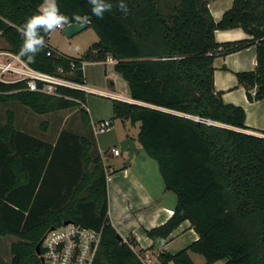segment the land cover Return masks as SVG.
<instances>
[{"label": "trees", "instance_id": "1", "mask_svg": "<svg viewBox=\"0 0 264 264\" xmlns=\"http://www.w3.org/2000/svg\"><path fill=\"white\" fill-rule=\"evenodd\" d=\"M215 0H110L103 19L92 15L87 0H56L75 23L88 16L98 40L80 57L49 45L30 67L84 83L80 63L115 60L114 70L127 82L132 102L112 100L116 118L138 124L137 141L154 159L167 191L176 195L172 215L146 230L158 242L159 264H264V130L247 131L242 107L225 103L215 89L213 60L255 45L256 65L235 73L250 101L264 98V0H232L219 22L209 11ZM44 0H0V37L5 50L19 54V32ZM241 28L250 39L219 43L217 29ZM61 70V72H60ZM18 102L38 115L79 108L85 130L60 133L49 142L16 128L6 111L0 124V242L13 238L9 261L41 264L36 245L51 227L70 221L101 230L93 264H144L137 241L118 237L107 215V173L90 129L85 93L58 88L54 94L29 91L24 82H0V104ZM88 133V135H87ZM125 167V166H123ZM188 221L198 238L176 253L161 247ZM41 250V248H40Z\"/></svg>", "mask_w": 264, "mask_h": 264}, {"label": "crops", "instance_id": "2", "mask_svg": "<svg viewBox=\"0 0 264 264\" xmlns=\"http://www.w3.org/2000/svg\"><path fill=\"white\" fill-rule=\"evenodd\" d=\"M231 5L232 0H215L210 2L208 7L213 20L219 22L222 19L223 14L230 9ZM214 37L219 43L250 39V36L241 28L217 29L214 32ZM1 39L3 44L0 46V49H3L6 44L2 37ZM48 43L51 47L56 48L49 42V40ZM87 63L90 62H86L84 66ZM111 64L114 65V63ZM255 65L256 49L253 44L225 56H216L213 60V78L215 89L222 93L223 101L225 103L240 106L244 109L245 125L248 127L247 131L260 133L264 130V98L250 101L247 98L245 89L238 83L235 75L237 72L254 70ZM84 66V83L88 85ZM109 83L111 86H114L113 81H110ZM102 120L107 119H101L98 121ZM95 137H97V135ZM124 138H130L136 146L132 157L133 159L136 151L139 149V144L134 138L128 137L124 132L117 133L115 135L113 147H109L104 156L101 154L104 166L108 170L107 215L112 226L124 241L130 236H133L136 239L137 246L134 248V251L143 257L146 264H159L156 253L158 242L148 238L145 231L159 227L168 220L176 205V196H173L175 195L172 194L173 192L165 190L163 181H161L162 179L160 180L158 176L155 175L154 171L150 173L149 169H146L145 167H133L132 159L129 165L123 163L119 168L107 163V159L117 157L110 153V149L119 148L115 143ZM96 143L98 146V140H96ZM139 166L141 165L139 164ZM186 236L187 238H185ZM197 238L198 235L191 228L190 223L185 221L180 224L174 233L171 234L168 241L161 248L169 253H176ZM190 257L192 261L195 262L191 253Z\"/></svg>", "mask_w": 264, "mask_h": 264}, {"label": "rangeland", "instance_id": "3", "mask_svg": "<svg viewBox=\"0 0 264 264\" xmlns=\"http://www.w3.org/2000/svg\"><path fill=\"white\" fill-rule=\"evenodd\" d=\"M97 40L98 37L91 28H86L70 38L66 37L62 30L57 28L49 33V42L53 46L58 48L62 53L74 57H80L91 43ZM2 44L3 41L0 37V46ZM84 72L89 86L99 90H109L114 93H120L129 97L128 84L121 75L114 70L113 64L108 62L106 64L103 62H90L84 66ZM110 81L114 82V86L110 85ZM83 108L88 111L90 121L107 119L112 123L109 130L105 133L97 134V137H95L96 140H98V148L103 156L109 147H113L115 135L117 133L124 132L128 137H132L137 141L138 124H131L129 120L116 118L112 111L111 98L95 94H85ZM8 110L14 113L16 128L49 142H55L60 136V133L69 132L80 136L85 130L78 107L56 110L47 114L38 115L18 102H8L0 104V124L5 122L6 111ZM120 142L121 141L115 144L119 147ZM137 143L139 144L138 141ZM138 148L139 149L132 159V166L135 168L145 167L149 169L150 173L154 171L155 175L161 180L156 161L147 156L140 144ZM126 158L127 154L122 152L117 157L107 159V163L119 168L125 163ZM139 164L141 166H139ZM105 171L108 174L107 168H105ZM185 238H187V236ZM12 240L13 238L9 237L0 242V254L7 262L10 257L8 247ZM191 255H193L195 259V262L193 261L194 264H206L202 255L196 253H191ZM143 262L146 264L144 260ZM224 262V260H219L214 264H224Z\"/></svg>", "mask_w": 264, "mask_h": 264}, {"label": "built area", "instance_id": "4", "mask_svg": "<svg viewBox=\"0 0 264 264\" xmlns=\"http://www.w3.org/2000/svg\"><path fill=\"white\" fill-rule=\"evenodd\" d=\"M106 62L114 63L115 60L108 57ZM85 63V61L80 63L82 71ZM20 81L24 82L29 91L54 94L58 88H68L112 100L132 102L123 94L99 90L61 75L36 70L25 63L20 54L0 49V82L9 84ZM111 126L112 123L109 120L91 121L90 123V129L95 136L105 133ZM110 153L113 156H119L122 152L119 148H111ZM101 235V230L84 228L74 223L62 224L53 227L52 230L49 228L40 243L39 257L43 259L41 264H93Z\"/></svg>", "mask_w": 264, "mask_h": 264}, {"label": "clouds", "instance_id": "5", "mask_svg": "<svg viewBox=\"0 0 264 264\" xmlns=\"http://www.w3.org/2000/svg\"><path fill=\"white\" fill-rule=\"evenodd\" d=\"M87 2L91 7L92 15L100 19H103L104 14L112 9L110 0H87ZM118 7L125 14L129 11L125 0H119ZM73 19L83 25L87 23L89 17L74 15ZM68 22V17L59 11L56 0H44L38 13L26 18L19 29L23 41L19 54L27 58L29 62H34L37 54L46 47L41 32H50L62 25H67Z\"/></svg>", "mask_w": 264, "mask_h": 264}, {"label": "water", "instance_id": "6", "mask_svg": "<svg viewBox=\"0 0 264 264\" xmlns=\"http://www.w3.org/2000/svg\"><path fill=\"white\" fill-rule=\"evenodd\" d=\"M86 28H87V24L81 25L80 23L75 22V23H69L67 25H63L61 30L65 34L66 37L70 38V37L76 35L77 33L83 31ZM119 147H120L121 152L127 154V158H126L125 163H126V165H129L131 162V159L134 155L135 149H136V146H135L133 140H131L130 138H124L121 140ZM69 223H71V222L70 221H64L63 225H67ZM50 229L52 230L53 227H51ZM118 237L121 238V236H119V234H118ZM40 253H41V250H40V242H39L36 245V254L40 255ZM40 262L41 263L43 262L42 257H40Z\"/></svg>", "mask_w": 264, "mask_h": 264}]
</instances>
